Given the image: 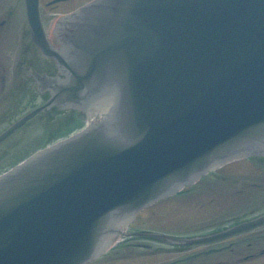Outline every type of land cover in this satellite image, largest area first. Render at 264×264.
<instances>
[{
    "label": "water",
    "instance_id": "obj_1",
    "mask_svg": "<svg viewBox=\"0 0 264 264\" xmlns=\"http://www.w3.org/2000/svg\"><path fill=\"white\" fill-rule=\"evenodd\" d=\"M57 27L34 42L103 121L0 176V264H80L113 212L264 145V0H97Z\"/></svg>",
    "mask_w": 264,
    "mask_h": 264
},
{
    "label": "rangeland",
    "instance_id": "obj_2",
    "mask_svg": "<svg viewBox=\"0 0 264 264\" xmlns=\"http://www.w3.org/2000/svg\"><path fill=\"white\" fill-rule=\"evenodd\" d=\"M44 2L45 0H42L41 4L43 7L46 8ZM77 4L78 1L74 3L73 6H76ZM6 97L5 100H0V102H2V104L0 103V109H6L7 119V116L12 113V108H8V102H10V100H8ZM35 145L36 140H32L23 149L18 150L17 154L31 150ZM209 177L214 179L210 181L214 186L222 185L226 189L228 187L230 191L234 190V193H237L238 189H245L247 192L240 194V198L238 194L234 196H229L228 198L230 199V202L222 201L221 198L216 196V193L214 191H206L205 193L201 192L205 195L201 197V200H198L193 204L198 209V211H201L202 213V216L198 218L197 221L222 220L226 219L229 216L236 215L241 210V208L239 207H242V205L247 206L253 201V199H255V192H252L254 189H260L256 193L263 194L264 192L261 191V189H263L264 187V155L244 157L212 173L211 176L207 177V182H209ZM202 182H204V180H202ZM205 188L211 190V188L208 186ZM262 199H264L263 196ZM175 203L176 202L174 200L168 202L163 201L160 204L152 207V209L154 210V214L156 215L161 208H168L170 205H173ZM185 217L186 216L184 214H181L180 211H175L170 216L164 218L168 221H184ZM155 220L157 219H152V221ZM151 224L155 225V227L153 226L154 229H175L166 228L165 226L156 227V224ZM261 264H264V257L261 258Z\"/></svg>",
    "mask_w": 264,
    "mask_h": 264
},
{
    "label": "flooded vegetation",
    "instance_id": "obj_3",
    "mask_svg": "<svg viewBox=\"0 0 264 264\" xmlns=\"http://www.w3.org/2000/svg\"><path fill=\"white\" fill-rule=\"evenodd\" d=\"M2 21H5L4 18H0V42L1 38L3 36V29H2ZM4 69L1 66L0 63V79L4 80L3 75ZM132 239H140L142 241H147L143 238V236H136L131 237ZM254 237H247L245 236H239L236 235L231 238H221L217 240L216 245H211L209 248L219 249L217 253L212 254V256H201L197 257L196 259H191L189 255L193 253L192 251L196 248L194 246L187 247V246H177L175 247V250L173 252V259L172 256L168 255L165 257H168V264H231L230 259H240V258H246L247 256H255L256 255V249L246 251V240H250ZM136 246L135 249H140V242H133ZM208 249V248H207ZM126 259L130 258L127 253H121L117 249L114 250L112 254V260H117L122 258V256ZM104 257L101 259H97L94 264H106V260H103ZM113 263H115L113 261ZM121 264V263H119Z\"/></svg>",
    "mask_w": 264,
    "mask_h": 264
},
{
    "label": "bare ground",
    "instance_id": "obj_4",
    "mask_svg": "<svg viewBox=\"0 0 264 264\" xmlns=\"http://www.w3.org/2000/svg\"><path fill=\"white\" fill-rule=\"evenodd\" d=\"M39 15V18L42 17V14L41 12L38 13ZM43 20H40V22H42ZM51 35L53 36L54 35V32L51 33ZM48 41V40H47ZM49 43V41H48ZM33 44L40 48L35 42H33ZM55 44V42L53 43V45ZM51 45V44H50ZM38 50V54H36L34 57L33 56H29L27 53H25L23 50L20 51V57H24V58H27V64L24 66L26 69H28V75H32V63L34 62L35 64H37V66H40L41 65V61L45 58V53L41 50V49H37ZM29 52V51H27ZM47 61L50 62L51 64L54 63V61L52 59H50L48 56H47ZM42 71V70H39V72ZM41 95V93H40ZM42 96V95H41ZM82 115L85 116L86 114L81 111ZM50 117V116H48ZM61 118L63 119V115L61 114ZM84 120L89 121L88 119V116H85L83 117ZM60 118L57 117V115L53 116V117H50L48 123H47V126H51V129H53L54 126H57L61 121H59Z\"/></svg>",
    "mask_w": 264,
    "mask_h": 264
}]
</instances>
